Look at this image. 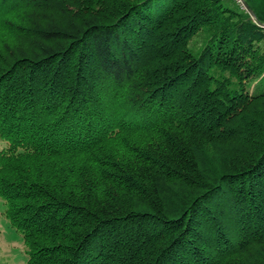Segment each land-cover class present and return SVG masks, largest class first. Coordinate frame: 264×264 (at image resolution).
<instances>
[{
  "label": "trees",
  "instance_id": "obj_1",
  "mask_svg": "<svg viewBox=\"0 0 264 264\" xmlns=\"http://www.w3.org/2000/svg\"><path fill=\"white\" fill-rule=\"evenodd\" d=\"M240 1L0 0L25 264H264V0Z\"/></svg>",
  "mask_w": 264,
  "mask_h": 264
},
{
  "label": "rangeland",
  "instance_id": "obj_2",
  "mask_svg": "<svg viewBox=\"0 0 264 264\" xmlns=\"http://www.w3.org/2000/svg\"><path fill=\"white\" fill-rule=\"evenodd\" d=\"M226 6L238 8L235 0H223ZM257 82L252 83V89ZM5 141L0 139V151L6 148ZM27 261L26 246L23 237L6 217V205L0 199V264H25Z\"/></svg>",
  "mask_w": 264,
  "mask_h": 264
},
{
  "label": "water",
  "instance_id": "obj_3",
  "mask_svg": "<svg viewBox=\"0 0 264 264\" xmlns=\"http://www.w3.org/2000/svg\"><path fill=\"white\" fill-rule=\"evenodd\" d=\"M242 1V0H241ZM247 10H249L247 7H245ZM250 12V11H249ZM252 14V12H250Z\"/></svg>",
  "mask_w": 264,
  "mask_h": 264
},
{
  "label": "built area",
  "instance_id": "obj_4",
  "mask_svg": "<svg viewBox=\"0 0 264 264\" xmlns=\"http://www.w3.org/2000/svg\"><path fill=\"white\" fill-rule=\"evenodd\" d=\"M240 1V0H239ZM241 2V1H240Z\"/></svg>",
  "mask_w": 264,
  "mask_h": 264
}]
</instances>
